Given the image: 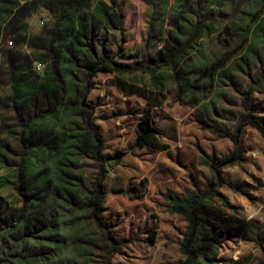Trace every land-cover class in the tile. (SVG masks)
<instances>
[{
    "label": "rangeland",
    "instance_id": "obj_1",
    "mask_svg": "<svg viewBox=\"0 0 264 264\" xmlns=\"http://www.w3.org/2000/svg\"><path fill=\"white\" fill-rule=\"evenodd\" d=\"M163 4L165 37L153 50L157 40L147 38L154 7L144 0H0V264L186 258L185 218L171 214L166 199L206 191L209 163L234 149L223 131L233 133L246 107L264 124V0ZM177 16L184 29L173 42ZM90 48L99 56L122 53L120 70L89 76L78 61ZM52 66L67 95L52 115L27 122L12 101L17 89L30 90L21 77L36 88ZM185 77L193 82L187 94L179 89ZM77 87L82 110L72 103ZM83 113L100 134V160L74 144L85 131ZM205 115L212 125L202 122ZM145 118L168 149L138 146ZM38 137L44 143L34 155ZM242 142L245 159L221 169L230 186L218 191L255 224L258 241L224 234L213 264L264 260V137L246 125Z\"/></svg>",
    "mask_w": 264,
    "mask_h": 264
},
{
    "label": "trees",
    "instance_id": "obj_2",
    "mask_svg": "<svg viewBox=\"0 0 264 264\" xmlns=\"http://www.w3.org/2000/svg\"><path fill=\"white\" fill-rule=\"evenodd\" d=\"M144 1L154 7L149 20L147 38V43H151L153 39L157 40L153 45H149L154 50L162 46L165 37L164 24L166 21V5L163 4V0ZM178 19L179 16L171 22V25L174 28L171 31L170 41L173 42L180 41L181 31L184 29L183 24L177 21ZM187 43L188 41L185 44ZM186 46L187 45H185V47ZM48 49L53 51L52 40L50 45H48ZM160 49L162 51L165 50L163 47ZM121 54L122 53L120 52L115 54L104 53L102 56H99L90 48L88 55L81 61H78V64L82 62L84 67L87 68L89 76H93L102 70L116 72L120 70L116 59ZM58 73L59 71L57 67L52 66L50 73L45 77V81L37 85L36 88H34L35 86L32 85L31 81L21 77L30 90L25 91L19 88L17 89L16 95L12 98L15 108L19 112L18 115L25 113L28 118L27 122H30V119L34 120L50 116L60 107L67 94L66 86ZM87 82L88 80H86V84ZM192 84V80L185 77L179 86V89L182 93L187 94L191 92ZM80 90H82L81 87H77L74 90V99H72V103L73 106L81 109L79 102L81 96ZM81 97H83V95ZM244 105L246 106V103ZM246 109L248 115H246V117L235 126L232 134L228 133L227 130L223 131L224 134L222 136L230 137L234 149L230 156L225 157L220 161L212 160V163H209L212 172V179L207 184L206 191L204 193L184 191L182 194L167 196L168 211L171 214H179L183 216L186 221L185 233L183 240L180 243V251L186 256V258L181 260L180 264H213L219 250L221 238L224 234H228L231 237L258 241L255 224L251 220L240 217L237 214V207L231 205L220 191H218V188L222 186H230V183H225L222 180L221 169L242 162V160L245 159V149L242 142V132L244 127L246 125H251L259 130L264 137V124L253 116L251 110H248L247 107ZM82 115L85 122V131L75 137L76 142L74 144L80 148H89L93 153V156L97 160H100V134L97 132L96 127L92 125L93 123L85 117L84 113ZM202 122L206 125H212V122H210L207 116L203 117ZM139 126L140 132L138 133L136 140L138 146H146L150 150L158 151L169 148L167 143H164L157 138L156 127L152 124L150 119H141ZM214 132L218 131L214 130ZM37 139L38 140L35 141L36 145L33 147L34 155L35 152L38 153L39 148H41L39 147L38 142L40 141L42 143L44 141L41 137H38ZM100 198L101 191H96L91 196L90 204L94 211L97 209ZM213 199H218L220 204L216 205L212 201ZM223 209L232 211V214L225 213ZM150 240L154 242V237L152 236ZM110 246L113 251L118 248V242L115 238H110ZM261 264H264V260Z\"/></svg>",
    "mask_w": 264,
    "mask_h": 264
}]
</instances>
